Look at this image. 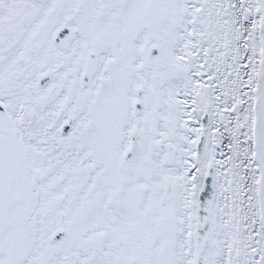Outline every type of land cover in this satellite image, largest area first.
<instances>
[{
	"label": "snow or ice",
	"instance_id": "6c2138e0",
	"mask_svg": "<svg viewBox=\"0 0 264 264\" xmlns=\"http://www.w3.org/2000/svg\"><path fill=\"white\" fill-rule=\"evenodd\" d=\"M0 264H264V0H0Z\"/></svg>",
	"mask_w": 264,
	"mask_h": 264
}]
</instances>
